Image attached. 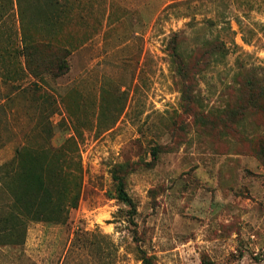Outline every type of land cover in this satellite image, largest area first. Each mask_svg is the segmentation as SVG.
Masks as SVG:
<instances>
[{
  "label": "rangeland",
  "instance_id": "1",
  "mask_svg": "<svg viewBox=\"0 0 264 264\" xmlns=\"http://www.w3.org/2000/svg\"><path fill=\"white\" fill-rule=\"evenodd\" d=\"M0 264H264V0H0Z\"/></svg>",
  "mask_w": 264,
  "mask_h": 264
},
{
  "label": "trees",
  "instance_id": "2",
  "mask_svg": "<svg viewBox=\"0 0 264 264\" xmlns=\"http://www.w3.org/2000/svg\"><path fill=\"white\" fill-rule=\"evenodd\" d=\"M38 50L39 48L34 45H29L23 48L22 54L26 60L27 67L29 71H31L33 74L40 72V67L36 64V60H40V58L38 59V57L40 56V52ZM116 192L118 201L130 206L131 208L133 207L132 200L125 192L123 185L120 181H118L117 183ZM133 211L134 209H132V212Z\"/></svg>",
  "mask_w": 264,
  "mask_h": 264
}]
</instances>
